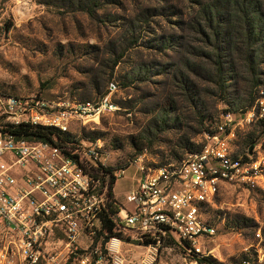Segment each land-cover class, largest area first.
<instances>
[{"label": "rangeland", "instance_id": "374dc122", "mask_svg": "<svg viewBox=\"0 0 264 264\" xmlns=\"http://www.w3.org/2000/svg\"><path fill=\"white\" fill-rule=\"evenodd\" d=\"M222 1L0 0V93L48 102L108 99L112 110L71 127L68 147L89 149L95 137L105 169L129 166L116 192L133 189L141 164L158 169L194 155L189 148L202 149L205 133L216 132L227 112L235 120L232 150L244 154L253 142L255 156H264V35L254 40L264 32V0H248L245 13L238 0ZM218 23L220 35H228L219 43ZM218 47L223 88L211 60ZM248 47L258 58L255 75ZM249 106L256 115L241 126ZM121 197L114 195L118 206ZM205 219L217 231L205 244L209 258L235 264L264 239V178L223 187ZM119 245L114 256L121 264H191L178 243L155 250L129 232Z\"/></svg>", "mask_w": 264, "mask_h": 264}, {"label": "built area", "instance_id": "2783aa9c", "mask_svg": "<svg viewBox=\"0 0 264 264\" xmlns=\"http://www.w3.org/2000/svg\"><path fill=\"white\" fill-rule=\"evenodd\" d=\"M108 99L98 103L48 102L0 93V261L8 264H121L114 255L125 233L151 249L178 243L190 259L209 258L205 244L216 237L205 219V207L225 186H242L264 178V156L253 150L238 155L231 147L234 117L228 112L206 144L179 165L158 169L136 167L134 187L109 213L108 189L100 195L88 169L106 167L102 149L79 146L68 157L49 142L15 134L19 126L53 128L71 134L74 124H86L112 110ZM253 109V108H252ZM243 115L242 126L255 111ZM54 141L57 142L56 138ZM84 156V157H83ZM125 172L114 173L122 179ZM108 216L121 235L103 230ZM244 249L235 264H264V239ZM84 238L86 245L80 243ZM127 240H131L127 237ZM118 243L112 245V242ZM244 257V258H243ZM17 260V262L15 261Z\"/></svg>", "mask_w": 264, "mask_h": 264}, {"label": "trees", "instance_id": "16d2710c", "mask_svg": "<svg viewBox=\"0 0 264 264\" xmlns=\"http://www.w3.org/2000/svg\"><path fill=\"white\" fill-rule=\"evenodd\" d=\"M223 3H227L230 4L231 0H224L222 1ZM236 4L241 5L242 7H244V13L245 11L248 9V7L251 6V4H253V2H249L248 0H238L236 2ZM216 17L217 19H219L220 21L224 19V17H220L221 13L218 10V8H216ZM209 16V14L207 15ZM246 21V20H245ZM249 25V24H248ZM221 26L220 23L217 24V28L215 29L214 35L216 36L215 41L216 42H220V39L226 41L227 40V33H225L224 35H220V30ZM264 35V32H261V34H258V37L256 36V39H254L257 43L262 41V37ZM253 40V32L249 30V40ZM250 40V41H251ZM255 51L252 50V48L248 47V50H246V54H245V58L247 61V68L249 69V71L251 73H253L254 75L257 73V68H258V58L255 55ZM213 62V64L215 65V82L216 84H218L221 88H223L224 85V80H223V76H224V56H222V50L220 47H218L215 51V54L212 56L211 59ZM253 107L249 106V109L247 111H245L246 113L248 111H250ZM228 113V112H227ZM231 113V112H230ZM245 113V114H246ZM260 125H261V129L263 130V134H264V120L260 121ZM15 134L24 137V138H28L30 140H36V141H41V142H49L55 146H58L60 148H62L63 146H65L66 149H69L70 151H66L64 150V153L74 159L78 161V155L73 154L74 151H76V149L79 148V146H77L78 148L73 149L72 147H68L71 142H69V137L70 134H65L62 133L56 129L53 128H44V127H36V126H19L16 129H14L13 131ZM206 133L212 134L211 131H207ZM54 138H56L57 142L54 141ZM95 140L96 138L93 137L91 139H89L87 142H91L95 144ZM250 142V141H249ZM248 142V143H249ZM65 144V145H63ZM251 147H253V142L250 143ZM248 148L247 151L249 150H253L252 148ZM201 151V148H189V152L190 153H198ZM246 153V152H245ZM129 168L126 167L125 169H121L118 170V172H125L127 169ZM86 173H89L91 175V177L93 178V180L97 183V191L98 193L101 195L104 190L107 188L108 189V196L111 200L110 203H108V209H109V213L113 214L114 211H112V202L114 201V188L115 185L117 183L118 178L116 176H114V172H111L103 167H100V169H88L85 168L84 169ZM115 226L112 223V221L108 218V216H106L103 220V230L105 232H107V236L105 237V241L103 242L104 244L107 243L111 238L113 237H119L121 238L120 234H117L114 232ZM150 242L147 240H144V245L145 246H149ZM244 258V257H243ZM198 260V264H217L213 259L211 258H197Z\"/></svg>", "mask_w": 264, "mask_h": 264}, {"label": "crops", "instance_id": "0c3cea01", "mask_svg": "<svg viewBox=\"0 0 264 264\" xmlns=\"http://www.w3.org/2000/svg\"><path fill=\"white\" fill-rule=\"evenodd\" d=\"M120 182V180L119 181H117V183H116V185H115V188H114V195H115V197L117 198V199H120V196H122L121 197V199L123 198V196L125 195V194H127L129 191H131V190H129L127 193H122V190L120 189L118 192H116V186L118 185V183ZM133 187H134V183H133ZM132 189V188H131ZM115 245H117V244H115Z\"/></svg>", "mask_w": 264, "mask_h": 264}, {"label": "bare ground", "instance_id": "6f19581e", "mask_svg": "<svg viewBox=\"0 0 264 264\" xmlns=\"http://www.w3.org/2000/svg\"><path fill=\"white\" fill-rule=\"evenodd\" d=\"M115 244H118V243H116L115 241L114 242H112V245L114 246ZM115 247V246H114Z\"/></svg>", "mask_w": 264, "mask_h": 264}]
</instances>
